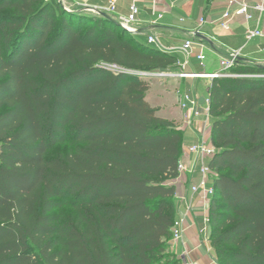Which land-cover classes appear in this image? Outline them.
Listing matches in <instances>:
<instances>
[{"label": "trees", "instance_id": "1", "mask_svg": "<svg viewBox=\"0 0 264 264\" xmlns=\"http://www.w3.org/2000/svg\"><path fill=\"white\" fill-rule=\"evenodd\" d=\"M48 1L0 0V264H181L185 133L147 100L178 57ZM233 73L210 89V240L219 264H264V67Z\"/></svg>", "mask_w": 264, "mask_h": 264}, {"label": "crops", "instance_id": "2", "mask_svg": "<svg viewBox=\"0 0 264 264\" xmlns=\"http://www.w3.org/2000/svg\"><path fill=\"white\" fill-rule=\"evenodd\" d=\"M78 11H88L93 13L89 8L99 9L109 5L111 0H74ZM140 7V15L137 36L142 40H147L148 36L157 37L159 43L165 48V51L171 48L181 47L186 40L191 39L194 33L200 32L195 38V42L205 45L204 54L206 55V66L199 68V62L195 57L191 59L188 71L193 72H216L219 70V62L222 57H228L234 50L243 48L242 59H252L259 66L264 67V16L254 13V19L246 23L243 18L235 19L230 30H222L218 22L228 9L227 0H136ZM133 0H119L116 14L110 16L120 24L121 18H125L129 13V5ZM164 14V19L157 21L158 15ZM205 19V24L200 26V19ZM247 28L260 30L262 37L247 41ZM244 39L243 45H237ZM251 42L252 45H249ZM247 49V50H246ZM200 52L197 47L195 55ZM178 57V55L176 54ZM179 59V57H178ZM184 62L185 58L182 56ZM199 68V69H198ZM181 70V69H180ZM179 70V72H180ZM162 94L166 97L162 99L165 102L164 108H167L163 115L159 117L179 125L184 122L185 113L181 110L175 111L179 105L180 95L189 94L196 96L200 110L203 113L200 117L201 126L207 118L204 110L210 99V89L212 81L207 84L200 79H180V78H162L157 79ZM168 85L169 90L164 86ZM164 90V91H163ZM150 94V92H149ZM149 94L147 97L149 101ZM154 108V107H153ZM159 112V107L155 108ZM179 129L183 130L181 126ZM185 133L183 154L181 161L186 164L189 171L196 163V156L190 153V147L198 144L208 136V131L204 136L200 133L199 127L183 130ZM206 135V136H205ZM180 175L177 179L169 182L176 188L177 198V220L185 219L183 239L178 243L171 241L172 250L180 260L181 264H215V255L212 246L209 244V236L202 232L203 228V206L204 199L198 195H193L191 188L200 181L198 174L193 175L190 172ZM192 206L194 211L189 212L188 208Z\"/></svg>", "mask_w": 264, "mask_h": 264}, {"label": "built area", "instance_id": "3", "mask_svg": "<svg viewBox=\"0 0 264 264\" xmlns=\"http://www.w3.org/2000/svg\"><path fill=\"white\" fill-rule=\"evenodd\" d=\"M119 0H111L109 5L105 8L92 9L89 8L92 12L104 13V14H116L118 8ZM228 9L223 14L221 19L218 22V26L222 30H230L231 23L237 18H243L246 23H250L254 19V13L256 12L262 16H264V0H227ZM140 15V7L136 0L129 5V13L125 18H121L120 24L122 28L129 33L130 35L137 36L138 30L136 28L138 24V18ZM158 20L164 19V14L158 15ZM205 24V19H200V26ZM200 32L194 33V36L186 40L181 47L171 48L165 51V48L159 43V40L155 36H148L147 43L150 46H153L163 52H166L171 55H176L181 53L185 61H178V65L180 66V72L178 73H160V74H147L148 77L157 76L159 78H180V79H209L211 81L216 79L223 78H238L239 75L233 73V70L236 69L239 60L242 59L243 56V48L239 50H234L230 53L228 57H222L219 62V70L216 72H193L191 70L188 71L190 67V60L195 57L199 62L202 68H205L206 63V55L204 54L205 45L202 43L195 42V38L199 36ZM263 33L260 30H252L247 28L246 39L247 41H252L255 38L262 37ZM200 49V52L195 55L196 48ZM146 75V74H145ZM179 106L181 110L185 113L184 121L185 125L188 127H199L201 129L200 133L204 136L205 133L212 129L210 124L211 115H210V99L207 102V107L204 110V113L207 120L202 123L200 117L203 114L200 110L197 99L189 94H181L179 100ZM190 153L194 154L196 158L203 163L201 169L196 172L200 177V181L197 185L192 186L191 192L193 195H198L204 199L203 206V228L202 232L209 236L211 235V219L209 215V210L212 202V198L215 195V189L212 187L211 176L213 175L212 168L210 164H207V161H211L217 150L215 146L208 144V139L204 137L203 141H200L198 144L190 147ZM179 175L185 174L189 171L186 164L182 161L179 164ZM192 171V170H191ZM189 171L190 173H192ZM189 212L192 213L194 209L192 206L188 208ZM184 224L185 219L181 218L176 220L172 232H173V243H178L183 239L184 235Z\"/></svg>", "mask_w": 264, "mask_h": 264}, {"label": "rangeland", "instance_id": "4", "mask_svg": "<svg viewBox=\"0 0 264 264\" xmlns=\"http://www.w3.org/2000/svg\"><path fill=\"white\" fill-rule=\"evenodd\" d=\"M46 1H48V0H46ZM56 1H57V3L61 4V6L68 12H71V11L72 12L73 11L77 12L78 11V6H75L76 2L74 0H56ZM252 43L253 42H251L249 45H252ZM236 44L237 45H243L244 44V39L241 40L240 42H236ZM177 55H178L179 59L182 60V56L183 55L181 53H178ZM244 61L250 63L251 65L252 64H256L255 61L252 60V59H245ZM190 62H191V60H190ZM199 68L203 69L200 65H199ZM150 78H151V79H149L150 84H151V91H150V94H149L150 104L154 108H158L159 107V110H158L159 112H157V114L161 115L164 118H166L167 116L163 115V113H164V111L167 108H164L166 105H165V102L162 101V99H164L166 96L162 94L161 89L157 86V84L159 85V81L157 79H162V78H159L157 76L150 77ZM200 80H202V84L203 85H204V82L207 83V84L210 83L209 79H200ZM164 89L165 90H169L168 89V85H165ZM194 97H196V96H194ZM175 108H176V109H174L175 111L181 110L179 105H178V107L176 106ZM213 121H214V119L211 117V120H210L211 126H213ZM175 126L176 127L181 126L183 130L192 128V127H188V126L184 125L183 121L181 123H179V125L175 124ZM211 133H212V129H211V132L208 133V136H206V135L205 136H206V139H208V144L209 145L211 144V145L215 146L214 143H213V140H212ZM73 148H74V146L71 143V141H68V142H66L64 144H61V145H58V146L54 147L49 154L50 155H57V154H60V153H67L68 151L73 150ZM215 148H216L217 151L220 149L219 146H215ZM206 163L210 164V161H207ZM202 165H203V163L201 161H199L198 159H196V163L191 167V169H192V171H191L192 173L191 174L196 175V172L201 169ZM212 171H213V175L211 176V180L213 182V180L218 176L219 172L215 171L214 169H212ZM209 244L211 245L210 238H209ZM214 262H215V264H219L218 260L216 258H215Z\"/></svg>", "mask_w": 264, "mask_h": 264}, {"label": "water", "instance_id": "5", "mask_svg": "<svg viewBox=\"0 0 264 264\" xmlns=\"http://www.w3.org/2000/svg\"><path fill=\"white\" fill-rule=\"evenodd\" d=\"M115 21V20H114ZM120 26H121V24H120ZM122 27V26H121Z\"/></svg>", "mask_w": 264, "mask_h": 264}]
</instances>
